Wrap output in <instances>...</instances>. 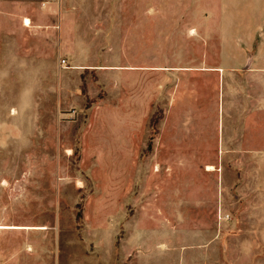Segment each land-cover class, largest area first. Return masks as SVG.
Masks as SVG:
<instances>
[{
	"label": "rangeland",
	"instance_id": "rangeland-1",
	"mask_svg": "<svg viewBox=\"0 0 264 264\" xmlns=\"http://www.w3.org/2000/svg\"><path fill=\"white\" fill-rule=\"evenodd\" d=\"M208 1L0 0V264H264Z\"/></svg>",
	"mask_w": 264,
	"mask_h": 264
},
{
	"label": "crops",
	"instance_id": "crops-1",
	"mask_svg": "<svg viewBox=\"0 0 264 264\" xmlns=\"http://www.w3.org/2000/svg\"><path fill=\"white\" fill-rule=\"evenodd\" d=\"M211 4L216 9L208 7V21L216 22L218 56L210 67L221 73L217 106L226 98L232 128L227 138L247 149L249 111L264 117V0H209Z\"/></svg>",
	"mask_w": 264,
	"mask_h": 264
},
{
	"label": "bare ground",
	"instance_id": "bare-ground-1",
	"mask_svg": "<svg viewBox=\"0 0 264 264\" xmlns=\"http://www.w3.org/2000/svg\"><path fill=\"white\" fill-rule=\"evenodd\" d=\"M26 23H28V19H26ZM211 168V166H209V169Z\"/></svg>",
	"mask_w": 264,
	"mask_h": 264
},
{
	"label": "built area",
	"instance_id": "built-area-1",
	"mask_svg": "<svg viewBox=\"0 0 264 264\" xmlns=\"http://www.w3.org/2000/svg\"><path fill=\"white\" fill-rule=\"evenodd\" d=\"M61 62H62V63H64V62H65V60H64V59H62V60H61Z\"/></svg>",
	"mask_w": 264,
	"mask_h": 264
}]
</instances>
